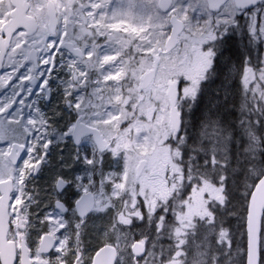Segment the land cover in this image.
<instances>
[{"label":"snow or ice","instance_id":"snow-or-ice-1","mask_svg":"<svg viewBox=\"0 0 264 264\" xmlns=\"http://www.w3.org/2000/svg\"><path fill=\"white\" fill-rule=\"evenodd\" d=\"M0 264H264V0H0Z\"/></svg>","mask_w":264,"mask_h":264}]
</instances>
